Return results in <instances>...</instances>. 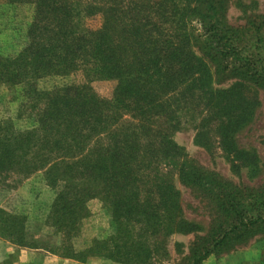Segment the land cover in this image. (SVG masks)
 I'll return each instance as SVG.
<instances>
[{"label": "trees", "instance_id": "1", "mask_svg": "<svg viewBox=\"0 0 264 264\" xmlns=\"http://www.w3.org/2000/svg\"><path fill=\"white\" fill-rule=\"evenodd\" d=\"M210 1L197 3L205 6ZM9 3L32 5L34 16L26 30V46L14 57H0V87L8 83L26 86L24 92L37 126L17 135L19 144L11 152L6 150L10 144L6 145L2 152L9 151L12 159L1 160V169L23 159L21 168L29 177H37L36 185L60 190L48 206L45 220H41L42 231H52L45 239L28 242L26 220L3 210L0 214L10 220L0 219L1 237L21 247L44 249L83 263L90 258L151 263L159 254L156 243L149 245L156 233H172L174 227L183 225L159 226L154 221L179 217L173 172L162 171L171 167V151L175 153L167 131L175 130L183 118L194 123L196 138L202 144L209 147L219 142L218 149L227 154V159L237 155L235 159L243 167H256L257 153L239 147L237 134L256 119L261 105L259 94L264 98L261 33H256L255 42L240 48L236 35H230L233 31L214 24L208 30L214 21L208 9L197 13V24L205 25V33L196 36L200 42L195 46L188 33L195 21L190 18L193 10L189 0ZM98 14L101 27L88 29L86 18ZM254 22L243 30L246 37ZM206 45L216 49L212 68L205 62ZM230 60L240 68V76L233 74L235 67L228 70ZM225 70L231 73L229 81L237 80L227 89L216 88V77ZM75 73L83 74L85 85L52 91L36 87L41 78ZM109 80L116 85L112 97L106 100L91 85ZM125 116L130 120L124 122ZM12 127L7 124L4 128ZM207 127L209 132L205 131ZM142 139L145 144L140 143ZM18 151L22 154L17 155ZM185 166L181 174L180 166L174 165L175 175L185 187L206 193L205 186L219 183L211 179L203 187L196 179L188 184L189 167ZM96 202L108 213L110 232L106 238L84 241L81 226L87 220L83 219L89 213L88 206Z\"/></svg>", "mask_w": 264, "mask_h": 264}, {"label": "rangeland", "instance_id": "2", "mask_svg": "<svg viewBox=\"0 0 264 264\" xmlns=\"http://www.w3.org/2000/svg\"><path fill=\"white\" fill-rule=\"evenodd\" d=\"M212 1L203 6L197 3V0H189V8L193 10V17L190 18L195 21L189 25L188 33L192 34L191 41L195 46L200 42L196 36L205 33V25L197 24V13L208 9V16L214 19L207 27L208 30L214 24L222 30L233 31L230 35H236L240 48L255 42L258 32L264 37V0ZM33 16L32 5H11L9 0H0V57H14L26 46V30ZM255 20V27L246 37L243 30L249 22ZM85 25L90 30L99 29L102 25L101 15L86 18ZM215 50L214 46L206 45L204 52L206 65L211 68L216 60L213 57ZM228 65L229 71L235 67L233 74L240 76V68L233 60H230ZM230 76L231 73L226 70L220 73L219 77H216L215 87H230L237 80L229 81ZM36 83L40 90L52 91L65 86L85 85L86 80L82 73H75L68 77L41 78ZM10 84L0 87V210L26 220L25 232L28 242H38V239H45L46 235L52 232L42 231L41 220H45L48 206L60 189L48 187L46 184L36 185L34 178L37 177H29L21 168L23 159L1 169V160L6 159V162H9L12 159L10 152L15 144H19L15 137L19 138L20 133L23 135L25 131L33 130L37 126V117L32 115L30 100L24 92L26 86ZM115 85L114 81L109 80L96 81L91 86L99 97L108 100L112 97ZM244 92L248 93L249 90ZM259 99L261 105L257 110L256 119L237 134L239 147L247 152L257 153L258 160L254 169L237 163V155H230L227 159V154L218 149L219 142L210 143L209 147L202 144L197 140V129L189 118L180 120L171 133L170 130L167 131L168 140L175 146V153L171 151V167L164 168L162 173H167L168 170L173 172L180 212L177 220L154 221L159 226L170 223L183 225L174 227L176 231L172 233H156L154 242L149 245L156 243L154 246L159 254L154 256L149 264H264V98L259 94ZM192 114L193 112L190 117ZM128 120L129 116L123 119L124 122ZM7 124H12V129L4 128ZM118 125L121 126V123ZM205 131L209 132V127ZM140 143L145 144V139L140 140ZM8 144L10 146L6 150L10 152L3 153L2 150ZM21 154V151L17 152V155ZM230 158L233 160L229 161ZM186 164L189 167L186 168L187 178L190 180L188 184H192L196 179H199V184L203 187L206 183H211V179L219 183H215L214 187L205 186L206 193L193 187H185L178 175H175L177 171L174 170H177V167L174 168V165L180 166L183 174ZM216 184L222 188L218 190ZM88 207L89 217L87 214L83 219L87 221L81 226L83 240L89 242L94 237L106 238L110 232V219L105 207L99 202ZM2 218L10 220L0 214V219ZM0 241L12 243L1 236ZM94 259L102 260L104 264H123L103 258Z\"/></svg>", "mask_w": 264, "mask_h": 264}, {"label": "crops", "instance_id": "3", "mask_svg": "<svg viewBox=\"0 0 264 264\" xmlns=\"http://www.w3.org/2000/svg\"><path fill=\"white\" fill-rule=\"evenodd\" d=\"M36 248V247H34ZM0 264H104L91 258L86 262L62 258L40 248L21 247L8 241H0Z\"/></svg>", "mask_w": 264, "mask_h": 264}]
</instances>
